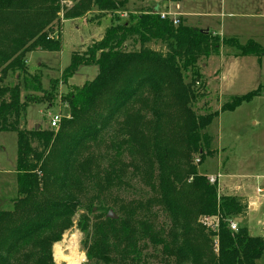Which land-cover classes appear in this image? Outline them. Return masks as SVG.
Wrapping results in <instances>:
<instances>
[{"label":"trees","instance_id":"1","mask_svg":"<svg viewBox=\"0 0 264 264\" xmlns=\"http://www.w3.org/2000/svg\"><path fill=\"white\" fill-rule=\"evenodd\" d=\"M127 2L0 0V133L17 138V197L12 210L0 211V264H55L53 245L74 226L94 264H149L152 258L161 264H256L264 237L250 236L241 223L232 232L224 222L242 219L246 207L219 196L217 184L198 171L215 153L206 130L219 114L198 115L193 106L205 97L202 60L225 50L259 59L264 48L188 27L180 18L173 25L152 8L121 22L116 14ZM94 12L111 16L110 27L73 54L60 79L44 90L27 56L59 52L62 20ZM152 42L164 51L148 48ZM81 66H96V77L59 97L58 84L66 85ZM253 96L234 98L220 113ZM59 98L68 113L57 130L22 126L28 105L51 107ZM132 190L138 200L124 198ZM94 207L102 213L93 215ZM110 208L117 220L106 218ZM155 209L168 227L159 225ZM217 214L222 221L215 247V234L198 219ZM149 247L159 248V257L147 254Z\"/></svg>","mask_w":264,"mask_h":264},{"label":"rangeland","instance_id":"2","mask_svg":"<svg viewBox=\"0 0 264 264\" xmlns=\"http://www.w3.org/2000/svg\"><path fill=\"white\" fill-rule=\"evenodd\" d=\"M231 1L236 4L243 0H185V5L196 11L212 10V12H218L224 5V13H227ZM153 5V0H149L147 3L128 0L127 4L116 15L119 21H128L131 17L141 14L142 11L148 10ZM262 10L264 14V6ZM238 11L243 12L241 9ZM98 15L94 12L89 13L84 18L62 20L60 51L37 50L27 56L29 70L40 75L44 90H49L51 80L60 79L62 71L69 66L73 54H82L92 42L100 40L105 30L110 27L111 16L98 17ZM233 20L235 19H205L204 21L209 23L204 26H208L210 30L220 36L217 23L224 21L229 28H232L233 23L231 21ZM239 20L246 21L248 19H237V21ZM261 21L264 22V18ZM198 24L194 26H198ZM55 34L52 36L55 37ZM251 35V32L241 31V36L237 39L239 44H246L248 39L252 38ZM259 46L264 48V37L260 39ZM147 47L154 51H164L163 46L158 42H152ZM234 55L233 50H225L220 55L213 56L209 60H202L199 63L200 73L205 81V97L196 103L193 109L198 115L217 112L219 116L206 130L213 139L212 148L215 153L213 156L207 157L198 166V171L207 177H215L219 173L222 178L217 185L218 195L231 196L239 200L246 207L241 224L247 228L250 236L264 237V56L259 57V59L257 57L246 59L243 57L244 59L238 60H241L239 62L241 66L238 64L237 67L230 68L231 71L227 74L230 63L237 59ZM225 69L229 79L221 83V71ZM97 72L96 66L79 67L66 85L58 84V96H64L68 92V88L81 87L92 81ZM249 93L254 96L248 102L242 103L232 112L220 113V108L224 104H231L234 98ZM67 113V107L60 101V98L51 107L44 103L30 104L27 107L22 126L28 131L34 130L37 126L41 130H47L53 116L60 114L65 117ZM16 160V135L14 133H0V211L12 210L13 200L17 197ZM258 176H260L259 179H255ZM236 186L239 187L238 191L233 189ZM256 187L262 192L256 191L258 190ZM123 195L125 199L138 200L140 193L132 190ZM107 207H111V204H107ZM109 210L117 219L119 218L120 215L116 209L110 208ZM93 211V215L102 213L96 207L93 208ZM155 211L158 215L157 222L159 225L161 223L165 228L168 227L169 222L166 216L156 209ZM80 213L77 214L75 220ZM200 219H198V223L203 226ZM82 240L83 235L76 226L65 232L62 239L53 245L54 263L67 264L56 256L55 247H60L64 256H69L68 247L73 243L76 246L75 252L79 264H94V262H88L86 253L82 248ZM159 251V248L149 247L146 253L159 257ZM149 264L161 263L152 258L149 259ZM256 264H264V252Z\"/></svg>","mask_w":264,"mask_h":264},{"label":"crops","instance_id":"3","mask_svg":"<svg viewBox=\"0 0 264 264\" xmlns=\"http://www.w3.org/2000/svg\"><path fill=\"white\" fill-rule=\"evenodd\" d=\"M153 1H154V5L151 6V8L154 11H157V12L165 11L177 18H180L182 22L184 23V25L188 27L197 28L201 30H208L214 35H217L216 33H214V31L210 30L208 26H204V25H208L209 23L204 20L205 19L211 20L212 18L214 19L215 18L216 19H222V18L232 19L233 18L235 20L231 21L233 23L232 28L231 27L229 28L224 21H220L217 23L219 30H220V37H223V38L230 37V38L239 39L241 36V31L251 32L252 38H249L248 41L252 40L256 42L258 45H259L260 39L264 37V22L261 21L264 18V14L262 10V7L264 6V0H243L242 2H239L236 4L234 1H231L230 5L228 4L229 8L227 9V13H224V10H225L223 7L224 5L221 6L218 12L216 11L212 12V10L196 11L191 8H188L185 5V0H180L178 4H174V5H172L167 0H153ZM147 2H149V0H145L143 3H147ZM163 8L165 10H162ZM238 9H241V11L243 12L238 11ZM237 19H242V20L248 19V20L237 21ZM196 20H200V21H196ZM195 24H198V26H194ZM211 58L213 57H210L209 59ZM246 58H249V57H245V59ZM239 59H244V58L242 57V58L234 59V61L230 63L229 70L227 69L228 70L227 74L230 73L231 71L230 68L237 67L238 64L239 66H241V64L239 63L241 60L238 61ZM28 65H29V60H28ZM227 74H226V69L221 71V76H220L221 83L229 79V77H227ZM37 128L39 127L37 126ZM223 175L225 176V174ZM259 177L260 176L256 177L255 179H259ZM256 188L259 189L258 187ZM233 189H235V187Z\"/></svg>","mask_w":264,"mask_h":264},{"label":"built area","instance_id":"4","mask_svg":"<svg viewBox=\"0 0 264 264\" xmlns=\"http://www.w3.org/2000/svg\"><path fill=\"white\" fill-rule=\"evenodd\" d=\"M156 14H158L161 19H166V18L171 19L173 22V25H178V23H179L177 20L178 18H175V16H173V15H171L165 11L157 12ZM61 119H62V116L60 114L53 116L50 120L49 127L51 129L57 130L59 127V123H60ZM198 163H199V161L196 160L195 164H198ZM221 178H222V176L220 174H217L215 177L214 176L207 177L208 182L211 185L212 184L218 185V182ZM235 190L238 191L239 187H235L234 191ZM257 191L262 192L260 189H258ZM200 220H201L200 223L203 225V227H205L206 229H208L209 231H211L215 234L213 237V240L215 243V247H217V236L216 235L218 233L219 226H220V223L222 221L220 215L217 214L214 216H204ZM237 221H238L237 219H226V220H224V222L227 223L229 230L232 232H236L238 229V222Z\"/></svg>","mask_w":264,"mask_h":264},{"label":"bare ground","instance_id":"5","mask_svg":"<svg viewBox=\"0 0 264 264\" xmlns=\"http://www.w3.org/2000/svg\"><path fill=\"white\" fill-rule=\"evenodd\" d=\"M59 245V244H58ZM70 245V244H69ZM64 246V245H63ZM76 246L71 243V245L68 247V249L70 250V255L69 256H64L62 254V250L60 247H55V254L56 256L61 260L66 262L67 264H79V261L77 259V255L75 252V248ZM72 249V250H71Z\"/></svg>","mask_w":264,"mask_h":264},{"label":"water","instance_id":"6","mask_svg":"<svg viewBox=\"0 0 264 264\" xmlns=\"http://www.w3.org/2000/svg\"><path fill=\"white\" fill-rule=\"evenodd\" d=\"M35 129H38L37 127ZM107 218L110 220H117V217L113 214V212L111 210L108 211L107 213ZM238 224H240L242 222V219H238Z\"/></svg>","mask_w":264,"mask_h":264}]
</instances>
